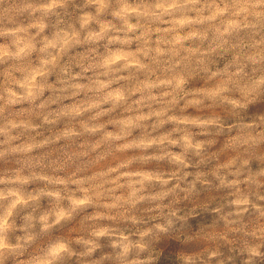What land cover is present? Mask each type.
<instances>
[{
	"label": "clouds",
	"instance_id": "obj_1",
	"mask_svg": "<svg viewBox=\"0 0 264 264\" xmlns=\"http://www.w3.org/2000/svg\"><path fill=\"white\" fill-rule=\"evenodd\" d=\"M0 264H264V0H0Z\"/></svg>",
	"mask_w": 264,
	"mask_h": 264
}]
</instances>
